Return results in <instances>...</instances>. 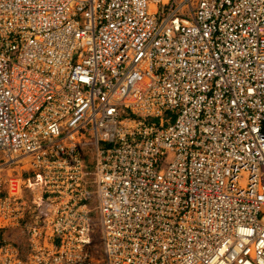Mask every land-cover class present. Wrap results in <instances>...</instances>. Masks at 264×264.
<instances>
[{"label": "built area", "instance_id": "obj_1", "mask_svg": "<svg viewBox=\"0 0 264 264\" xmlns=\"http://www.w3.org/2000/svg\"><path fill=\"white\" fill-rule=\"evenodd\" d=\"M0 264H264V0H0Z\"/></svg>", "mask_w": 264, "mask_h": 264}, {"label": "rangeland", "instance_id": "obj_2", "mask_svg": "<svg viewBox=\"0 0 264 264\" xmlns=\"http://www.w3.org/2000/svg\"><path fill=\"white\" fill-rule=\"evenodd\" d=\"M100 145H102V143H100ZM86 168L90 170L91 166L87 164ZM16 232H17V230H14L13 228H6L3 231V235H4L3 237L10 239L16 234Z\"/></svg>", "mask_w": 264, "mask_h": 264}]
</instances>
